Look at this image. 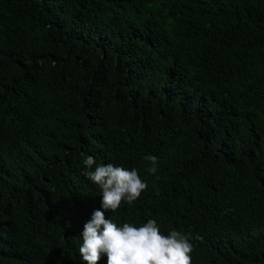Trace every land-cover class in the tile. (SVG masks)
<instances>
[{"label":"trees","instance_id":"obj_1","mask_svg":"<svg viewBox=\"0 0 264 264\" xmlns=\"http://www.w3.org/2000/svg\"><path fill=\"white\" fill-rule=\"evenodd\" d=\"M89 155L147 189L103 209ZM97 209L264 264V0H0V264H86Z\"/></svg>","mask_w":264,"mask_h":264},{"label":"clouds","instance_id":"obj_2","mask_svg":"<svg viewBox=\"0 0 264 264\" xmlns=\"http://www.w3.org/2000/svg\"><path fill=\"white\" fill-rule=\"evenodd\" d=\"M144 160L148 162L146 171L155 175L158 158L147 155ZM95 163L94 157L87 156L83 160L86 171L82 174L101 189L105 210L115 212L122 202L131 204L148 187L136 168L99 164L92 170ZM81 236L79 251L86 264H98L102 254L107 255V264H191L192 261L191 234L172 230L164 235L151 219L139 227L127 222L118 226L97 209L85 223Z\"/></svg>","mask_w":264,"mask_h":264}]
</instances>
